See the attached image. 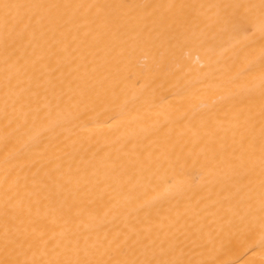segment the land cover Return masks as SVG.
<instances>
[{"label": "bare ground", "instance_id": "6f19581e", "mask_svg": "<svg viewBox=\"0 0 264 264\" xmlns=\"http://www.w3.org/2000/svg\"><path fill=\"white\" fill-rule=\"evenodd\" d=\"M0 264H264V0H0Z\"/></svg>", "mask_w": 264, "mask_h": 264}]
</instances>
